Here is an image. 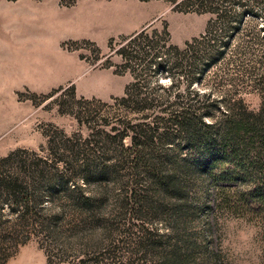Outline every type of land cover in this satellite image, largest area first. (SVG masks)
<instances>
[{"label": "rangeland", "instance_id": "374dc122", "mask_svg": "<svg viewBox=\"0 0 264 264\" xmlns=\"http://www.w3.org/2000/svg\"><path fill=\"white\" fill-rule=\"evenodd\" d=\"M182 1L0 0V264H166L162 256L178 242L183 256L192 255L184 264H264V194L251 201L250 178L229 160L195 165L170 118V110L196 103L195 86L215 100L209 121L226 119L230 108L264 131L257 79L264 49L254 39L264 15L228 44L215 42L227 44L223 55L191 70V58L177 59L171 46L209 43L214 14ZM143 29L155 44L147 57L136 51L148 49L145 39L129 42ZM175 62L181 67H163ZM128 87L132 99L168 109L164 118H142L135 105L119 102ZM116 124L147 127L143 141L158 128L146 145L168 159L153 174L172 181L125 162L114 176L93 173L133 145L130 136L112 137ZM254 138L257 149L260 134ZM16 196H33L25 219ZM69 196H90L93 213Z\"/></svg>", "mask_w": 264, "mask_h": 264}, {"label": "trees", "instance_id": "16d2710c", "mask_svg": "<svg viewBox=\"0 0 264 264\" xmlns=\"http://www.w3.org/2000/svg\"><path fill=\"white\" fill-rule=\"evenodd\" d=\"M182 2L186 5H190L191 8L197 11L211 12L214 14L208 26V35H204L209 38V43L203 46V43H201L202 40L196 39L194 42H188L184 49L178 46H171V50L172 48L177 50V59L183 60L187 56L191 58V70H196L198 65L201 64L200 60L208 59V56H213L215 58L222 56L225 46L229 43L230 36L246 28L245 25L251 21L260 22V18H263L264 15V0H183ZM217 24H223L221 32L217 31ZM259 25L260 28H257V26L255 27L254 39L257 42H261V47L264 49V23ZM211 35L215 37L214 40H212ZM142 38L147 41L146 45L148 49L145 50L146 48L139 46L136 51L138 52L142 49L143 55L145 54L147 57L149 51L155 47V44L150 40V33L147 32V29L132 34L129 38V42L137 43ZM212 42L214 43L212 44ZM215 42L219 44L225 42L227 44H224V48L221 49L222 45H219L220 47L217 48ZM168 48V43H165V54H167ZM238 49L239 47H237L236 51ZM122 51L125 52V48H123ZM126 59H128L127 56ZM130 61L131 63L133 62V60ZM259 62L262 67H264V52ZM135 64L141 65L139 62ZM177 65L181 67L180 62L171 63L170 65L166 63L163 67L167 70ZM194 79L195 77L192 76L191 83L194 82ZM257 79L263 81L262 84H264V72L261 73ZM191 86H194V84H191ZM194 88L196 89L195 97H198L195 101L196 103L170 110L173 116V118L170 117L173 120V125H175L176 130L185 138V143L191 152V158L194 164L198 167L209 169L222 165L224 159L229 160L232 165L241 169V173L244 174L245 177L250 178L253 189L249 192L251 201L253 197L258 199V196H263L264 165L262 164L264 162V131L260 130V124L257 122L248 123L241 114L240 118L237 119L236 113H232L230 108L226 110V119L217 118L213 121H209L207 116L211 114V106L214 104L215 100L212 98L211 93L207 91L201 92V90L197 89L195 86ZM132 97L133 94L130 91V87H128L125 95L117 98V100L125 105H135L137 107L135 111L140 113L139 115H141L142 118L150 116H154L155 119L164 118L162 115L168 109L164 108L157 110L153 108L151 103L145 100L136 101L132 99ZM201 98H203V100H201ZM121 120V118L118 119V123L121 122ZM129 120L132 119L130 118ZM117 127V124L113 127L114 130L117 129V132L112 137L123 142L126 136H130L133 140V145L124 149L121 158H118L117 154L112 153L111 157L114 160L113 164L107 165L103 162L102 166L99 165L97 166V170H93V173H97L99 177L108 175L114 176V168L118 162H125L126 165L129 163V165L134 168L144 169L146 177L160 178L165 183H167V181H172V175H154L161 170L168 159L167 153L163 156L159 152L153 149L150 150L147 147L155 143L154 138L158 133V128L153 130L149 137L151 143L148 144L150 141H143V138L148 134V129L147 127L145 129L142 128V124H129V126L124 128ZM258 134H260V146L257 149H253L255 145L254 136L256 137ZM142 142L144 145H141ZM252 151H254L253 156L250 157L249 153ZM101 152L104 151L102 150ZM101 152L99 153L100 155L96 154V152H94V154L91 153V155L94 159L98 160L101 156ZM14 155L15 153L10 154L4 159V162L12 159ZM91 160L92 159H89V157H86L87 163ZM88 167H90V164H88ZM24 182L28 183L26 181ZM69 201L76 209H83V207H86L93 213L94 205L87 204L92 202L90 196H69ZM15 203L22 207V212L18 217L20 219H25L32 208L31 203H33V196H22L21 198L20 196H16ZM76 220H78V215H74L73 217V221ZM210 228L214 231L213 224L210 225ZM179 244L181 245L180 242L175 244L170 251L162 256L161 259L164 260L166 264H184L192 257L191 254L183 256L182 246Z\"/></svg>", "mask_w": 264, "mask_h": 264}, {"label": "crops", "instance_id": "0c3cea01", "mask_svg": "<svg viewBox=\"0 0 264 264\" xmlns=\"http://www.w3.org/2000/svg\"><path fill=\"white\" fill-rule=\"evenodd\" d=\"M16 75H18V74H16V72H12L11 78L15 77Z\"/></svg>", "mask_w": 264, "mask_h": 264}, {"label": "bare ground", "instance_id": "6f19581e", "mask_svg": "<svg viewBox=\"0 0 264 264\" xmlns=\"http://www.w3.org/2000/svg\"><path fill=\"white\" fill-rule=\"evenodd\" d=\"M33 64V63H32Z\"/></svg>", "mask_w": 264, "mask_h": 264}]
</instances>
